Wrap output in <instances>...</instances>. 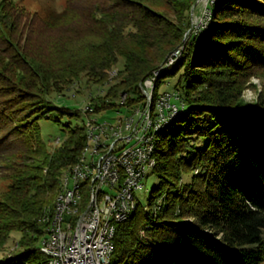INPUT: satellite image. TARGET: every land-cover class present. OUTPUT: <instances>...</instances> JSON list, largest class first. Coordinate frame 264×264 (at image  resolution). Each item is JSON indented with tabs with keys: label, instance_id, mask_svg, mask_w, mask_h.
I'll list each match as a JSON object with an SVG mask.
<instances>
[{
	"label": "trees",
	"instance_id": "obj_1",
	"mask_svg": "<svg viewBox=\"0 0 264 264\" xmlns=\"http://www.w3.org/2000/svg\"><path fill=\"white\" fill-rule=\"evenodd\" d=\"M196 1L173 0V22L147 4L109 0L121 10L113 11L99 0L81 9L66 0L60 14L40 22L55 52L43 55L42 43L37 58L17 48L14 10H22L0 0V129L10 127L6 135L18 142V155L5 164L11 184L0 199V252L12 233L20 234L17 251L0 264H48L40 249L44 219L52 217L62 178L86 144L84 123L65 126L64 140L46 147L40 120L52 112L82 117L53 97L84 76L109 87L90 99L91 114L141 104L140 83L180 47L174 65L157 77L153 97L163 77L178 76L175 91L188 111L159 132L152 172L159 184L146 207L116 225L110 264L264 262V87L255 102L243 98L251 76L264 80V0L212 1L209 28L193 31ZM72 17L79 29L68 27ZM13 92L23 102L11 103ZM17 105L23 116L5 115Z\"/></svg>",
	"mask_w": 264,
	"mask_h": 264
},
{
	"label": "built area",
	"instance_id": "obj_2",
	"mask_svg": "<svg viewBox=\"0 0 264 264\" xmlns=\"http://www.w3.org/2000/svg\"><path fill=\"white\" fill-rule=\"evenodd\" d=\"M162 71L140 83V106L117 110L115 119L99 120L87 107L86 144L62 178L52 217L44 219L40 249L48 264H110L116 225L136 211L133 191L157 166L158 134L180 112L173 103L182 100L179 92L153 97Z\"/></svg>",
	"mask_w": 264,
	"mask_h": 264
},
{
	"label": "rangeland",
	"instance_id": "obj_3",
	"mask_svg": "<svg viewBox=\"0 0 264 264\" xmlns=\"http://www.w3.org/2000/svg\"><path fill=\"white\" fill-rule=\"evenodd\" d=\"M15 5L21 9L20 13L18 9L14 10L15 15V27H14V37L16 38V42L18 44L17 48L20 49V52L34 53L37 58H40L44 51L48 53H44L43 55L52 56V52H55V49L49 48L48 44L51 40V36H48V31L41 25L43 19H45L49 15L60 14L66 6V0H12ZM88 2V0H73V4H75L76 8H80L84 2ZM97 1V0H94ZM105 5L113 6L114 2H109V0H99ZM112 1V0H111ZM132 1V2H131ZM136 2V3H133ZM173 0H126L127 6H132L135 8L137 4H147L153 9H162L164 13L168 16L170 20L173 22L175 20V16L177 12L172 11L171 2ZM212 1L216 0H200L198 4L195 6L193 13L191 12L192 19V29L200 30V29H208L211 23V15L209 6ZM194 6V5H193ZM174 8V7H173ZM193 8V7H192ZM81 9V8H80ZM112 9V8H111ZM131 9V8H130ZM143 9V8H142ZM141 9V10H142ZM113 11H121L120 9L113 6ZM129 9H125L127 11ZM81 11V10H80ZM130 11V10H129ZM144 10L141 11V13ZM73 14L72 16H74ZM178 15V13H177ZM18 25H17V24ZM76 24L77 29H79L76 23V17H72V20L68 24V27H73ZM191 32L189 33V35ZM42 43H46L44 51H41ZM40 48L39 51H36ZM24 49V51H22ZM183 47H180V50H177L174 54L169 56L165 62L163 63V68L174 65L176 58L180 56V51L182 52ZM12 52V51H11ZM13 54H10V57ZM50 58V57H49ZM116 67L122 71L124 67V60L119 59ZM161 69V68H160ZM261 71V70H258ZM157 72V71H156ZM264 73V70L261 72ZM114 75V74H113ZM162 84L158 88L157 93L159 95L167 92L174 93L178 84V76L174 77H163ZM264 80L263 78H259L257 76H251L249 83H247V88L243 92V98L247 103L255 102L261 92L263 91ZM108 86H99L92 83H87V80L84 76L80 79V81L74 82L64 89L61 95H55L53 100L57 105L62 107H68L72 110H80L82 113V117H72L69 118L67 116L60 117L58 113L52 112L47 119L40 120L38 122V126L40 128V133L42 139L48 149H51L57 146V141L62 142L65 138L64 128L65 126H69L70 128L82 127L86 122V110L87 107L90 106V99L94 97L96 94L100 93L101 96L105 95V92L108 90ZM10 90V89H9ZM24 96H17L15 92L12 93L11 97H7L11 103L17 104L19 101L23 102ZM11 98V99H10ZM17 102V103H16ZM173 103L177 104L180 108L179 118H183L188 111V106L186 102L183 103L182 100H174ZM134 108L140 106V103H135L132 105ZM131 106V107H132ZM20 105L15 106L14 111L8 109L5 115L10 116H19L24 114L21 112ZM120 113H123V109L119 110ZM13 112V113H12ZM12 113V114H11ZM117 110H106L95 114V117L99 120L102 119H115L117 117ZM23 116V115H22ZM2 128V127H1ZM10 128V127H9ZM8 129L3 128L0 129V199L7 192L11 180L7 177V170L5 167L6 159L8 157H12L18 155L17 152V143L16 141H12L13 136L6 135ZM142 188L136 189L133 191L135 195L136 202L141 207H146L148 204V199L151 196V191L156 188L159 184V180L155 175L152 174V171L148 172V176L141 180ZM19 233H12L6 245H4L3 251L0 252V263H2L5 257L10 258L17 251V240L19 238ZM41 245V244H40ZM264 264V262L262 263Z\"/></svg>",
	"mask_w": 264,
	"mask_h": 264
},
{
	"label": "water",
	"instance_id": "obj_4",
	"mask_svg": "<svg viewBox=\"0 0 264 264\" xmlns=\"http://www.w3.org/2000/svg\"><path fill=\"white\" fill-rule=\"evenodd\" d=\"M200 0H197L196 2H195V4H194V6H193V8L191 9V12L193 13V11H194V8H195V6L198 4V2H199ZM188 33L189 32H187V34L186 35H188Z\"/></svg>",
	"mask_w": 264,
	"mask_h": 264
}]
</instances>
